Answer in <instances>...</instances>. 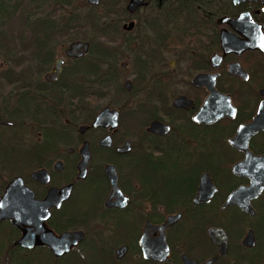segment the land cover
<instances>
[{
  "label": "flooded vegetation",
  "instance_id": "af4514ba",
  "mask_svg": "<svg viewBox=\"0 0 264 264\" xmlns=\"http://www.w3.org/2000/svg\"><path fill=\"white\" fill-rule=\"evenodd\" d=\"M124 3L115 31L94 33H113L115 42L124 37L123 45L133 44L126 54L120 51L129 59L131 79L120 81L127 63L118 62L115 53L99 44L98 54L91 53L97 43L84 22L80 38L74 33L61 48L37 46L31 31L32 46L10 64L18 67L16 79H9L7 56L13 55L3 49L0 119L11 123H0V156L8 148L17 152L19 167L0 174V197L19 177L40 202L46 230L57 238L81 235L61 247L26 248L16 244L23 231L5 219L0 248L10 244L22 262L33 258L34 264H264V0H212L204 22L185 19L180 2L172 0H144L133 12ZM75 40L90 44L80 57L66 53ZM49 73L55 77L47 79ZM113 82L125 100L90 112L89 99L95 97L90 94L101 95L93 86ZM171 83L180 89L169 95ZM211 87L225 99H214L204 118L223 114L197 121ZM178 97L187 103L176 107ZM106 106L118 112L117 126H93ZM154 121L168 131L150 130ZM29 128L37 136L32 148L24 145ZM84 142L90 159L85 176H79ZM25 150L33 154L32 169L24 166ZM102 153L105 157L95 158ZM107 166L116 172L114 195ZM204 174L213 193L196 202ZM233 194L235 201L226 203ZM211 227L223 230L225 253L209 236ZM249 232L253 245L244 243Z\"/></svg>",
  "mask_w": 264,
  "mask_h": 264
},
{
  "label": "water",
  "instance_id": "95a60500",
  "mask_svg": "<svg viewBox=\"0 0 264 264\" xmlns=\"http://www.w3.org/2000/svg\"><path fill=\"white\" fill-rule=\"evenodd\" d=\"M88 4L91 6H97L100 2V0H87ZM144 4V0H128V3L126 5V9L129 12H133L137 7ZM222 20V19H221ZM222 44L225 46V40L227 39L226 32H222L221 35ZM89 42L88 41H81V40H75L72 41L66 53L69 56H75L80 57L89 49ZM61 61H57L56 65L54 67V70L58 71ZM55 77V74L49 73L46 75L47 79ZM126 85L129 87V82L126 83ZM211 92L210 95L207 97L203 105L201 106L198 113L195 115L194 119L197 121H209L216 119L217 117H220L223 112L218 111L213 113L215 117L212 115L211 118H204L205 116H209V111L213 100H224L225 96L221 95L220 93L216 92L214 88H210ZM184 97H178L174 101V105L176 107H180L182 105H185L187 101H183ZM190 102V101H189ZM117 119H118V112L115 109H111L110 107L106 106L103 107L99 113L96 115L92 125L93 126H99V125H105L106 123L110 125L112 128L117 126ZM0 123L4 124H10L9 121H1ZM150 130L157 131L159 133H165L168 131V126L163 125L157 121H154L151 123ZM103 143L109 144V142L106 140ZM127 149V148H126ZM81 153V160L78 163V169H79V176H85L86 174V166L90 159V150L88 147V143L84 142L83 146L80 149ZM44 172V170L40 171H34L32 173V176H37L40 173ZM105 172L110 178V181L112 183V191L111 195H114L119 191L117 187V178H116V172L114 170L113 166H107L105 169ZM252 188H247L245 191H250ZM213 193V187L210 183L209 177L204 174L201 177V183L199 187V195L197 198H195L196 202H202L207 201L211 194ZM236 194H233L232 196L228 197L226 203H232L234 200V196ZM40 202L35 200L33 192L28 189L27 187L23 186L21 178H15L12 181H10L3 193V195L0 197V221L5 219H11L12 223L19 229L23 231V235L21 238H19L16 241V244H19L26 248H31L36 244H46L52 247L58 246H65L69 245L70 242L72 243L73 239H77L81 234L79 232H66L62 234L60 237H55L54 234L46 230L43 225V219L46 216V214L40 213L38 210ZM242 209L245 211H249V213H252V210L250 209L249 205H241ZM208 234L211 237V239L219 246L220 252L225 253L226 249V236L222 229L211 227L208 230ZM244 243L246 245H253V237L252 233L249 232V234L245 237Z\"/></svg>",
  "mask_w": 264,
  "mask_h": 264
},
{
  "label": "trees",
  "instance_id": "16d2710c",
  "mask_svg": "<svg viewBox=\"0 0 264 264\" xmlns=\"http://www.w3.org/2000/svg\"><path fill=\"white\" fill-rule=\"evenodd\" d=\"M126 0H101L98 6H91L87 4L86 0H0V25L2 21L11 16L15 11L24 13L29 6H35L42 8L52 7L53 11H50L49 19L41 16L34 22H31L32 27L36 31L38 40L37 46L41 48H52V41L60 36L66 41L72 40L75 36L80 38V31L82 30V23L87 24L88 31L90 33L100 32H112L115 31L116 15L119 12H124L123 3ZM175 5L180 2V6L184 8L183 17L185 19H191L194 21L204 22L206 18L203 16L204 10H208L210 1L212 0H172ZM199 7V10L197 9ZM101 7V11L100 8ZM176 7V6H175ZM195 8V9H194ZM170 14V12H169ZM43 15V14H42ZM74 36H73V35ZM79 34V35H78ZM89 39H91L89 37ZM1 43V42H0ZM98 46L93 44L91 47V53H97ZM2 48L0 44V49ZM106 50V49H104ZM46 55H50L49 52ZM108 86H106L107 88ZM92 97H96L97 94H90ZM8 148V147H6ZM6 153V154H5ZM8 153H13L12 150L4 152V156H0L3 166L7 167L8 174L18 172L17 158H10ZM33 154L29 150L24 151V165L30 167ZM14 170L15 172H10ZM5 171L3 173H6ZM1 174V172H0ZM181 174V173H180ZM180 181V186H181ZM177 184V183H176ZM179 185V182H178ZM15 235V230L8 233V236ZM2 249H6L4 254L7 256L5 260L8 264H34L33 258H26L23 262L20 260V254L11 245H5Z\"/></svg>",
  "mask_w": 264,
  "mask_h": 264
},
{
  "label": "rangeland",
  "instance_id": "374dc122",
  "mask_svg": "<svg viewBox=\"0 0 264 264\" xmlns=\"http://www.w3.org/2000/svg\"><path fill=\"white\" fill-rule=\"evenodd\" d=\"M99 9L101 11V7ZM50 11H53L51 6H49L47 8H43V13H41L42 8L35 7L32 5V6H29L24 13L15 11L11 16H9L4 21H2V24L0 25V42H1L0 44L2 46V48L0 49V55L3 54L2 52H3V49H5V48L9 49V51L13 55V57L10 55L7 56L11 59V60H8V62H9L8 69H9L10 74H11V76H9L10 80L16 79L17 73H18V67H16V66L12 67V66H10V64H15L18 60L17 59L18 54L23 55L24 53H26V48H28L29 46H32L31 41L33 39L31 37V31H35V29L31 26L32 19L27 20V19H25L24 16L27 14L35 15L39 18L41 16L45 17L46 15L52 16V14H49ZM45 18L49 19L50 17L46 16ZM88 37H90L92 40H94L95 43H97L96 44L97 46L99 44V45L107 48L112 54L115 53V58L118 60V62H120V60L126 61V63H127V61H129L128 57L122 58V56L120 54V51H122L126 54V52L129 51L128 49L131 48V46H133V44L123 45L122 42L124 41V37H121L120 40H116V42H115L113 33H110V34H107L104 36H100V35L95 34V33H90V31H88ZM126 40H129V38ZM65 41L66 40L60 36L59 38H55L52 41V46L53 47L58 46L57 48H61V47H63L62 42H65ZM67 45H68V43L65 44V46H67ZM9 51H7V52H9ZM1 60H2V58L0 57V61ZM103 68H104V66L102 67V70H103ZM130 68L131 67H130L129 63H127L125 65V67L122 68L121 73L123 74V77H122L123 79L120 80L121 82L124 81L126 78H130V79L132 78V75L130 74ZM102 70H100L101 73H102ZM1 72L2 71H0V74H1ZM175 72H176L175 74H177L178 69H176ZM89 80H93V77H91ZM13 85H15V84H13ZM13 85L7 86V90L11 89L13 87ZM115 85L116 84L113 82V84L108 86L107 88L106 87L103 88V84L100 87H98L96 85L93 86L94 91H96V92L99 91L101 93V95L96 96L97 98L94 97V98L89 99V105L88 106H89L90 112H95L97 109H99L103 105L108 104V105L114 106V105L121 103L122 101L125 100L123 95H121L118 92L117 87H115ZM172 86H173V83L170 84L169 95H171L176 90L180 89L179 83L173 87ZM137 88H141V87H137ZM137 120L142 123L144 121V117L143 116L139 117V119H137ZM128 121L129 120H126L127 123H128ZM138 121H137V123H138V127H139L140 123ZM124 129L125 128L123 127V130ZM33 130H34L33 128H29V131L26 130V132L24 133V141H25L24 145L26 148H32L37 142L36 131L34 132ZM8 150H9V148H8ZM8 155H10L9 156L10 158H16L19 156L17 152L8 153ZM105 155H106V153L97 154V155H95V158H103V157H105ZM24 166L27 167L26 165H24ZM2 168L5 169V172L8 169L7 167H4L3 163L0 161V172H1V174H8L7 172L3 173L4 170ZM32 168H33V166H31L29 169H32ZM14 170H16V169H14ZM14 170H12L10 172L13 173V172H15ZM263 234H264V230H262L261 235L263 236ZM5 250L6 249L0 248V264H8L5 260V257H4Z\"/></svg>",
  "mask_w": 264,
  "mask_h": 264
}]
</instances>
